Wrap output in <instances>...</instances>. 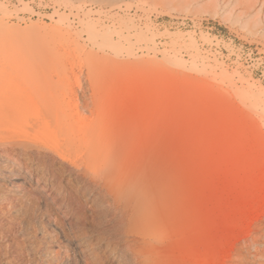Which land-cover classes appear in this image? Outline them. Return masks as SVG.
<instances>
[{
	"label": "rangeland",
	"instance_id": "rangeland-1",
	"mask_svg": "<svg viewBox=\"0 0 264 264\" xmlns=\"http://www.w3.org/2000/svg\"><path fill=\"white\" fill-rule=\"evenodd\" d=\"M1 83V143L140 172L155 264H264V0H0Z\"/></svg>",
	"mask_w": 264,
	"mask_h": 264
},
{
	"label": "bare ground",
	"instance_id": "bare-ground-1",
	"mask_svg": "<svg viewBox=\"0 0 264 264\" xmlns=\"http://www.w3.org/2000/svg\"><path fill=\"white\" fill-rule=\"evenodd\" d=\"M0 88L10 97L7 84ZM12 135L10 145L0 142V156L24 166L20 178L25 184L0 193V245L11 243L7 255L13 264H25L29 256L62 263L64 236L72 240L77 264L157 263L155 243L164 231L140 172L109 161H98L94 169L88 161L72 170L50 154L24 148Z\"/></svg>",
	"mask_w": 264,
	"mask_h": 264
}]
</instances>
